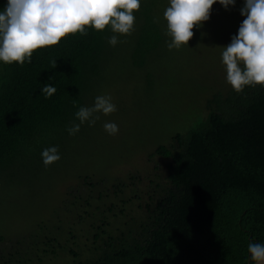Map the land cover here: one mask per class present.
<instances>
[{"label": "trees", "instance_id": "obj_1", "mask_svg": "<svg viewBox=\"0 0 264 264\" xmlns=\"http://www.w3.org/2000/svg\"><path fill=\"white\" fill-rule=\"evenodd\" d=\"M166 1L141 0L133 13L135 31L120 35L115 47L108 42L114 34L109 25L38 49L23 67L0 61V191L38 181L45 148L57 147L60 156L71 149L79 132L73 136L67 128L79 123L75 113L95 102L113 69L137 72L146 89L162 90L159 60L169 59L170 38ZM6 4L0 0V11ZM49 83L57 91L45 98L42 87ZM208 88L203 110L185 112L193 119L189 129L147 155L165 161L161 182L150 181L143 195L133 190L127 196V186L140 178L128 177L130 185L113 180L118 213L137 200L141 218L112 233L107 215L91 203V190H107L106 180L81 173L77 178L90 193L75 194L66 207L62 203L66 227L56 224L57 216L15 240L0 235V264H41L49 254L56 256L55 248L68 253L71 264H253L248 244L264 243V87H246L240 94L231 85ZM82 224L88 225L89 246L76 252L59 244L64 232L77 246L75 227Z\"/></svg>", "mask_w": 264, "mask_h": 264}, {"label": "rangeland", "instance_id": "obj_2", "mask_svg": "<svg viewBox=\"0 0 264 264\" xmlns=\"http://www.w3.org/2000/svg\"><path fill=\"white\" fill-rule=\"evenodd\" d=\"M166 2L165 8L169 6V0ZM243 7L244 0H236L235 7L229 6L228 9L220 3L214 4L210 19L202 27L193 29L194 37L188 46L179 50L168 49L169 59L165 62L164 58L159 60V72H163L158 74L160 82H163L162 90L155 88L149 91L139 73H131L125 68L117 67L108 73L106 86L100 95H110L117 111L109 116L100 114L95 126L83 124L78 139L74 144L70 143L71 149L63 151L61 155L65 154L58 162L47 168L44 166L38 181L2 188L0 235L6 239L19 238L27 232L38 231L37 225L41 221L50 224L56 222L57 216H60V221L56 224L66 227L60 207L63 204L64 207L68 206L75 194L90 193L89 188L77 178L81 173L106 180L107 190L101 186L91 190L94 192L91 203L100 206L107 215L112 233L122 229L127 221L141 218L137 200L125 206L123 215L118 213L120 204L113 196V180L130 185L128 177L140 178L133 182L134 187L127 186L125 190L128 196L133 190L143 195L149 190L150 181L161 182L164 179L165 161L159 157L149 159L147 155L158 144H168L173 134L185 133L189 129L193 119L185 112L190 110L197 114L203 110L202 99L211 93L208 86L216 89L229 85L222 61V47L228 46L232 37L238 35L245 19L241 15ZM169 73L171 76H168ZM93 105L90 104V107ZM106 122L118 126L117 135H109L105 131L103 126ZM98 193H102L101 200ZM111 203L115 207L109 214L107 208ZM75 230L77 246L64 232L59 233L57 238L60 245L80 252L91 244L92 239L88 234V225L82 224ZM55 249L56 256L49 254L41 264H71L68 253Z\"/></svg>", "mask_w": 264, "mask_h": 264}, {"label": "clouds", "instance_id": "obj_3", "mask_svg": "<svg viewBox=\"0 0 264 264\" xmlns=\"http://www.w3.org/2000/svg\"><path fill=\"white\" fill-rule=\"evenodd\" d=\"M216 3L228 9L235 7L236 0H169L163 14L171 38L168 49L188 46L194 37L193 29L210 19ZM140 7L141 0H7L0 11V61L23 67L25 62L32 63L38 49L58 45L77 33L87 36L86 28L103 32L109 25L114 34L108 42L115 47L121 42L120 35L131 36L135 31L133 13ZM241 15L245 19L238 35L222 47L227 82L237 94L246 87H264V0H244ZM52 65L56 68L57 61H52ZM56 91L50 83L42 87L45 98H51ZM116 111L110 95L97 96L93 106L79 107L75 113L79 123H73L67 131L74 136L82 124L95 126L100 114L109 116ZM103 127L109 135L119 132L115 123L106 122ZM41 156L46 168L61 159L57 147L45 148ZM248 252L253 264H264V243H249Z\"/></svg>", "mask_w": 264, "mask_h": 264}]
</instances>
